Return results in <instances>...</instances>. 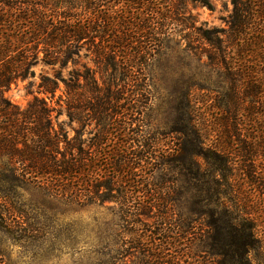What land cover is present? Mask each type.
Wrapping results in <instances>:
<instances>
[{
	"label": "rangeland",
	"instance_id": "rangeland-1",
	"mask_svg": "<svg viewBox=\"0 0 264 264\" xmlns=\"http://www.w3.org/2000/svg\"><path fill=\"white\" fill-rule=\"evenodd\" d=\"M206 1L208 8L188 2L179 16L196 27L223 32L230 0ZM153 28L148 32L159 41L156 53L143 70L132 69L131 77L125 75L130 70L120 64L115 45L107 48L116 66L104 70L93 64L89 47L82 45L77 65L61 68L39 62L31 69L32 77L17 81L5 93L20 108L34 96L46 98L54 110L52 123L75 141L81 163L90 161L93 173L74 178L70 193L62 196L39 180L0 196V264H155L146 247L152 245L158 255L162 239L168 249L162 256L171 264H238L240 253L249 264H264V186L257 185L264 182V84L253 119L242 109L235 113L239 140L252 142L253 155L244 162L242 143L234 135L227 143L221 127L229 116L223 110L230 81L219 65L208 61L209 47L188 28L178 26L169 35H156L159 30ZM70 71L79 76L70 80L78 86V98H72L69 116L65 102L71 97L62 81L68 82ZM86 74L90 86L109 87L116 94L106 101L115 106L114 112L94 117L85 101ZM56 75L54 94H39L41 76L54 80ZM92 98L89 104L96 105ZM188 125L199 135L198 147L189 143ZM181 130L186 134L179 135ZM181 149L184 162L188 152L199 173L177 171L174 158ZM197 150L227 156V184L217 194ZM211 210L250 223L253 241L245 255L238 251L244 238L234 232L238 228L230 232L220 213L209 217ZM212 219L216 231L207 227Z\"/></svg>",
	"mask_w": 264,
	"mask_h": 264
},
{
	"label": "trees",
	"instance_id": "trees-1",
	"mask_svg": "<svg viewBox=\"0 0 264 264\" xmlns=\"http://www.w3.org/2000/svg\"><path fill=\"white\" fill-rule=\"evenodd\" d=\"M188 2L209 7L206 0H60L54 3L50 0H0V196L14 192L23 183L35 184V180L44 181V188L62 196L70 193L69 186L74 178L81 174H85V178L93 173L90 161L81 163L79 155L82 152L75 141L67 140L60 126L52 123L54 110L46 98L34 96L25 108H20L5 96L11 85L32 77L31 69L39 62L61 68H66L69 63L77 65L82 45L89 47L86 51H90L93 64L101 70L115 68L116 57L107 48L115 45L120 64L130 70L125 75L131 77L132 69L143 70L156 53L159 41L148 32L150 27H157L159 32L156 35H169L178 26L188 28L197 40L206 43L209 47L205 50L208 61L219 65L230 81L226 93L229 106L227 104L223 110L224 115L229 114L230 118L221 120L225 138L229 143L231 135H234L235 141L242 143V159L244 162L250 160L252 142L239 140L235 113L239 108L248 120L253 119V106L261 93L259 86L264 84V0H230L231 11L223 32L205 30L181 19L179 15L185 13ZM69 75L68 82L62 83L67 96L71 97L65 102L70 116L68 109L72 107V98H78V86L70 80L79 75L74 71ZM87 76H83L87 82L88 98L85 101L94 117L99 118L107 110L114 112L115 106H108L106 101L116 99V94L109 87L99 90L90 86ZM56 80H59V75L54 76V80L41 76L39 94L53 95L58 86ZM89 97H93L96 105L89 104ZM187 128L191 137L189 143L198 147V133L189 125ZM186 131H179V135L183 136ZM213 152L197 150L196 156L201 155L209 183L217 194L227 184L229 170L226 163L229 162L226 155L220 158ZM183 154L181 149L179 156L174 158L177 171H185L186 176L192 175L191 171L199 173L200 166L192 164L191 154L186 152L187 162H184ZM194 165L197 168L193 169ZM258 182V187L262 188L264 182ZM107 187H110L109 183ZM217 199L216 196L215 201ZM166 201L170 200L167 198ZM219 213L230 232L238 228L234 232L244 237L238 251L246 254L253 241L250 223L224 210H211L208 214L213 218ZM207 223V227L217 230L213 219ZM164 241L162 239L159 244L162 252L168 251ZM151 247L147 245L146 248L151 251L149 255H153L155 264L172 263L164 259L162 252L154 255L156 249ZM240 257L236 263L249 264L246 256L240 253ZM179 264H186V261Z\"/></svg>",
	"mask_w": 264,
	"mask_h": 264
}]
</instances>
